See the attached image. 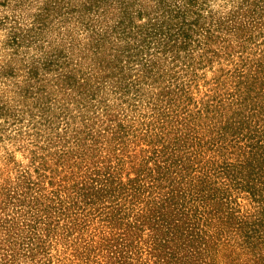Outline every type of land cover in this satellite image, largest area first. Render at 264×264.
<instances>
[{
	"label": "rangeland",
	"instance_id": "1",
	"mask_svg": "<svg viewBox=\"0 0 264 264\" xmlns=\"http://www.w3.org/2000/svg\"><path fill=\"white\" fill-rule=\"evenodd\" d=\"M170 188L225 228L210 264H255L264 0H0V264H111ZM150 225L127 264H157Z\"/></svg>",
	"mask_w": 264,
	"mask_h": 264
},
{
	"label": "trees",
	"instance_id": "2",
	"mask_svg": "<svg viewBox=\"0 0 264 264\" xmlns=\"http://www.w3.org/2000/svg\"><path fill=\"white\" fill-rule=\"evenodd\" d=\"M158 172L159 177L154 178L156 180L164 177L161 169ZM89 189L84 195L92 198L105 200L109 194H112L111 185L108 184H102L98 189L94 187ZM126 189L127 198L130 201L137 200L139 197L136 192L137 188L127 187ZM179 190L170 188L164 198L154 203L145 215L141 216V219H137V222L132 224L133 228H129L121 234L122 239H119V244L124 248L121 249V246L119 247L114 242L108 243L110 254L115 259L111 264H120L121 258H124V264H127L125 252L126 249L132 251L136 246V229L144 230L143 227L148 224L152 225L149 226L152 231L150 247L151 253L156 257L157 264H210V261L207 260L210 257L209 252H212L214 245L219 243L217 242L218 238L223 236L226 230L219 226L210 237L206 236V232L204 233V230L196 225V220L193 221L188 212L182 211L184 203L179 200L177 194ZM212 218L218 219L220 223L226 221L224 215H219L218 210L214 211ZM209 226H212L211 222H209ZM229 227H236V225ZM240 231L242 241L238 246L250 250L254 256L255 264H264V221L260 223V226L253 224L248 229L241 226ZM213 264L215 263L213 262Z\"/></svg>",
	"mask_w": 264,
	"mask_h": 264
}]
</instances>
